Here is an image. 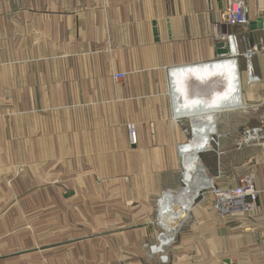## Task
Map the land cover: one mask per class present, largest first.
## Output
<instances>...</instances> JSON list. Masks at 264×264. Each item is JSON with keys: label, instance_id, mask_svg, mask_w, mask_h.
<instances>
[{"label": "crops", "instance_id": "crops-1", "mask_svg": "<svg viewBox=\"0 0 264 264\" xmlns=\"http://www.w3.org/2000/svg\"><path fill=\"white\" fill-rule=\"evenodd\" d=\"M225 3L0 0V264H264V143L240 141L264 128V48L245 55L264 46V0L237 26ZM229 58L239 102L207 67ZM187 145L214 185L248 174L257 198L222 214L203 191L159 245Z\"/></svg>", "mask_w": 264, "mask_h": 264}, {"label": "built area", "instance_id": "built-area-1", "mask_svg": "<svg viewBox=\"0 0 264 264\" xmlns=\"http://www.w3.org/2000/svg\"><path fill=\"white\" fill-rule=\"evenodd\" d=\"M224 16H225V23L229 24L231 26H237V25H245L248 22V16H247V0H226V3L224 5ZM223 38H227V42L230 46L233 47V45L236 43L234 37L231 35H221ZM263 45L253 44L246 52L245 55L248 57L252 56V54L255 51H259L260 49H263ZM228 61H231L235 64L236 60L233 58H229ZM236 68V67H235ZM236 71V69H235ZM250 76L252 75L251 72L249 73ZM115 78H121L124 76V74H114ZM238 78V77H237ZM234 88L237 87V97H233V102H238V80H236V85L233 86ZM233 88V89H234ZM234 95V93H232ZM228 102V101H227ZM205 129L208 131L214 132L213 134H199L203 141H207L206 147L210 148L211 144H214L215 147L219 145V138L220 134L215 133L214 131V124L204 127L201 129L203 132ZM194 132V129H193ZM128 133L131 141L135 140L134 137V127L132 124L128 125ZM242 136L240 141L242 140L243 145H251L256 143H264V128H261L259 126H249L243 129ZM207 135V138L204 139V136ZM224 135V134H223ZM239 145V143H238ZM205 147V146H204ZM185 169V168H184ZM238 185L235 187H229V188H221L220 186H216L211 182V185L209 187L201 188L198 192V195L203 193V191L211 190L214 198L213 206L215 210L222 214L226 213H232L236 211H242V210H248L253 206V202L256 200L258 189L255 188V184L252 181V178L248 174H242L238 180ZM164 195L166 192H163ZM173 208L172 205L170 209ZM163 216H166L167 222L169 224H173V226H166V230L159 234V245L160 244H169L174 241L175 235L177 233L176 229L179 228L177 225L175 226V221L180 217H185L187 212L182 211L181 213L179 210L173 211V214L171 213V210L167 211V215L165 212H162ZM178 213V214H177ZM162 225V224H161ZM159 247V246H158ZM161 249V247H159Z\"/></svg>", "mask_w": 264, "mask_h": 264}, {"label": "bare ground", "instance_id": "bare-ground-1", "mask_svg": "<svg viewBox=\"0 0 264 264\" xmlns=\"http://www.w3.org/2000/svg\"><path fill=\"white\" fill-rule=\"evenodd\" d=\"M207 67L209 69L213 68L212 70L213 73H215L216 71H219V73H221V70L226 68L230 74L232 93H234V95L231 94V98L233 99V97L235 96L237 97V87L236 88L233 87L234 85H236V80L238 77L237 71H235L236 65L231 61H222L214 65H208ZM206 132L209 133L208 130H205L204 134H207ZM205 138H207V135L204 136V139ZM202 143L204 147L206 146L207 141H203ZM198 148L199 147L196 148L193 145L192 146L187 145V150L190 151L192 155L188 158L187 165L184 164L185 167V173L183 177L184 186L180 190H178L177 194L172 193L173 191L165 193L164 197L162 198L163 200L162 210L163 212H165L166 215L168 214L167 211L169 210H171L170 214H173V211H175L174 208L170 209L172 204L180 205V208L178 209L180 213L182 211H186L190 207V205L194 202V198L198 194L199 190L201 188L209 187L211 185V183H209L210 178H208V176L205 175L204 173L205 170L199 163V159L197 155Z\"/></svg>", "mask_w": 264, "mask_h": 264}, {"label": "rangeland", "instance_id": "rangeland-1", "mask_svg": "<svg viewBox=\"0 0 264 264\" xmlns=\"http://www.w3.org/2000/svg\"><path fill=\"white\" fill-rule=\"evenodd\" d=\"M182 166L184 167V161L182 162ZM185 168V167H184ZM182 176H181V180H180V183H181V186L179 187L180 189L184 186V183H183V177H184V173H185V169L182 171ZM211 179V177H208ZM211 182L213 183L212 179H211ZM214 184V183H213ZM209 191V190H206V192ZM164 197V193H162V195L160 196V198L158 199L159 200V207H158V216H159V222L162 224L160 229H159V232L162 233L163 230L165 231L166 229V226H173V224H168L166 223L167 222V219H166V216H163V210H162V198ZM198 198V194L196 195L195 199ZM162 214V216H161ZM166 223V224H165Z\"/></svg>", "mask_w": 264, "mask_h": 264}]
</instances>
